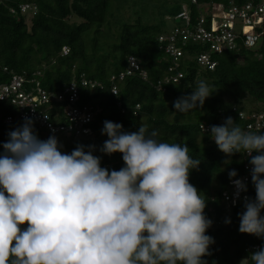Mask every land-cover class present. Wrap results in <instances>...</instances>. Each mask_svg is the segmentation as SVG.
<instances>
[{
	"label": "clouds",
	"instance_id": "1",
	"mask_svg": "<svg viewBox=\"0 0 264 264\" xmlns=\"http://www.w3.org/2000/svg\"><path fill=\"white\" fill-rule=\"evenodd\" d=\"M212 94L201 80L173 106L190 113ZM102 135L100 152L122 156L118 171L101 167L95 145L68 154L55 135L40 140L29 118L8 133L0 153V264H208L212 221L204 214L207 201L189 182L201 161L187 143L159 141L145 124L126 132L105 121ZM210 138L228 157H250L256 195L244 197L239 232L264 239V134L228 117L211 127ZM237 175L229 172L239 199L248 189ZM241 264H264V247Z\"/></svg>",
	"mask_w": 264,
	"mask_h": 264
},
{
	"label": "trees",
	"instance_id": "2",
	"mask_svg": "<svg viewBox=\"0 0 264 264\" xmlns=\"http://www.w3.org/2000/svg\"><path fill=\"white\" fill-rule=\"evenodd\" d=\"M111 1L0 0V84L7 83L13 74L25 73L32 78L36 72L41 75L33 78L49 94L58 93L81 74L100 83L102 89H80V104L92 105L99 111L90 126L93 137L90 140L69 138L60 151L70 154L77 145H84L86 150L87 146L95 145L93 154L101 158V167L109 171L120 170L124 163L119 153L107 156L100 152L107 140V136L102 135L105 121L122 124L126 132H136L145 124L149 133L159 132L156 137L159 141L187 143L189 155L201 161L199 169L190 173L189 182L207 201L204 214L212 221L206 234L213 238L214 244L209 248L211 255L203 259L208 264H241L254 252L253 247H264V239L239 232L244 201L227 207L221 193L230 185L229 172L235 170L238 179L244 173V166L250 165V157L241 153L226 156L210 138V129L232 117L246 131L249 120L241 119L239 113L248 116L264 109V26L258 29V48L248 50L241 46L236 52L213 55L217 66L212 71L200 68L195 61L196 55L205 48L189 42L183 48L185 56L179 59V67L171 71L172 61L157 43V37L169 31L162 25L143 23L139 18L131 21L124 19L121 13L115 16L110 9L118 5ZM229 2L240 5L245 0H198L200 6L228 5ZM24 4L36 7L37 12L29 24L26 16L18 11L16 14L10 12ZM180 11L181 8L175 16ZM190 11L191 23H194L199 16L198 9L191 6ZM114 22L116 33L110 46L106 39ZM63 48L68 50L65 56L61 54ZM128 57L139 62L147 79L143 80L138 74L126 77L117 85L118 94L113 96L110 78L126 71ZM177 72L183 75L177 84H163V89H157L158 82ZM201 80L213 94L202 108L186 114L176 113L174 101L190 95ZM60 107L59 103L52 105L54 111ZM0 112L10 114L11 110L0 104ZM23 123L4 125L0 122V153L3 152L2 144L9 139L8 133ZM202 126L207 127L208 132H202ZM33 129L43 140L35 124ZM251 132L264 134V130ZM257 154L254 152L253 156ZM247 189L246 196L254 200L256 194L251 179ZM261 215L264 216V211Z\"/></svg>",
	"mask_w": 264,
	"mask_h": 264
},
{
	"label": "built area",
	"instance_id": "3",
	"mask_svg": "<svg viewBox=\"0 0 264 264\" xmlns=\"http://www.w3.org/2000/svg\"><path fill=\"white\" fill-rule=\"evenodd\" d=\"M189 4L198 9V19L191 23V6H182L181 11L174 17L175 20L180 21V26L157 37L159 49L172 61L171 71L179 67V59L185 56L183 48L189 42L205 48L203 52L196 55L195 61L200 68L208 71L214 70L217 66L213 55L236 52L241 46L248 50L259 47L258 29L264 26V0H245L240 5L229 2L228 5L210 3L201 6L198 0H189ZM17 11L27 18L33 17L37 12L32 4L20 5L17 10H10L12 14H16ZM67 53V48H63L61 54L65 56ZM127 63L125 72L110 78V92L113 96L118 94L117 85L126 77L138 74L143 80L147 79L146 73L141 71L139 62L134 57H128ZM40 75V72H36L33 76L40 77ZM33 76L30 78L25 73L13 74L7 83L0 84V104H4L11 110L10 114L0 112V122L4 125H12L23 123L25 118H29L43 137L49 138L55 135L75 140H90L93 137L90 126L94 123L99 111L92 105L80 104V89L94 91L102 89L101 84L90 81L81 74L77 80L64 85L58 93L49 94L42 89L40 82ZM182 77L180 72L168 76L158 82L157 89H163V84H177ZM55 103H59L61 107L54 111L52 105ZM117 106L119 107L120 104ZM136 109H139V105ZM239 117L249 120L246 126L247 131L264 130V109L252 112L248 116L240 112ZM200 129L202 132H208L207 127L202 126ZM251 167L245 165L243 175L238 178L244 180L246 184L251 179ZM235 191L230 182L229 187L221 193L227 207L244 201L246 194L242 192L239 199H236ZM258 249V246H255L252 250L255 252Z\"/></svg>",
	"mask_w": 264,
	"mask_h": 264
},
{
	"label": "rangeland",
	"instance_id": "4",
	"mask_svg": "<svg viewBox=\"0 0 264 264\" xmlns=\"http://www.w3.org/2000/svg\"><path fill=\"white\" fill-rule=\"evenodd\" d=\"M113 1H115V5H118V7H114L115 9H110V12L114 13L115 16L121 13L124 19H131V21L139 18L143 23L162 25L164 30L168 31L178 26V21L174 18L175 13L181 6H188L189 4V0H112L111 2ZM29 20L30 18H27V24H29ZM74 21L78 22L77 20ZM126 22L128 23V20ZM113 24L114 28H111L109 34L110 39H106V44L110 46L113 44L111 41L115 39L117 26L115 22ZM46 139L48 138L43 137V140ZM57 140L62 145L66 144L70 139L59 136Z\"/></svg>",
	"mask_w": 264,
	"mask_h": 264
}]
</instances>
